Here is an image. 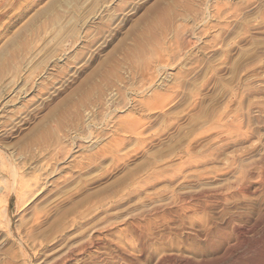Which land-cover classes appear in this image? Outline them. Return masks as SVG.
<instances>
[{"label":"rangeland","instance_id":"obj_1","mask_svg":"<svg viewBox=\"0 0 264 264\" xmlns=\"http://www.w3.org/2000/svg\"><path fill=\"white\" fill-rule=\"evenodd\" d=\"M264 0H0V264H264Z\"/></svg>","mask_w":264,"mask_h":264},{"label":"bare ground","instance_id":"obj_2","mask_svg":"<svg viewBox=\"0 0 264 264\" xmlns=\"http://www.w3.org/2000/svg\"><path fill=\"white\" fill-rule=\"evenodd\" d=\"M263 246H264V244H263Z\"/></svg>","mask_w":264,"mask_h":264}]
</instances>
